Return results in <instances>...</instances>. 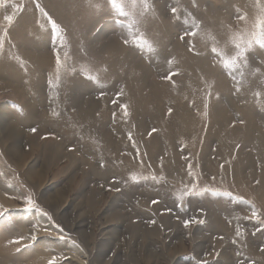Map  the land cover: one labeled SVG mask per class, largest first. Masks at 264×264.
<instances>
[{"label": "rangeland", "instance_id": "374dc122", "mask_svg": "<svg viewBox=\"0 0 264 264\" xmlns=\"http://www.w3.org/2000/svg\"><path fill=\"white\" fill-rule=\"evenodd\" d=\"M117 2L0 0V253L264 264V48L231 73L212 52L250 38L256 0Z\"/></svg>", "mask_w": 264, "mask_h": 264}, {"label": "snow or ice", "instance_id": "6c2138e0", "mask_svg": "<svg viewBox=\"0 0 264 264\" xmlns=\"http://www.w3.org/2000/svg\"><path fill=\"white\" fill-rule=\"evenodd\" d=\"M108 2L111 4L112 8L116 9L117 14L120 16H126L127 13L123 11V3H118L117 0H108ZM132 5L135 6V0H131ZM147 5H145L146 7ZM259 10L261 15L257 18L256 23H255V31H253L251 33V36L249 39L245 40L244 37L242 35H235L232 38V43L234 44L235 48H236V53L235 55L231 56L230 58H225L223 56V54L221 52H219L215 47L212 48V52L221 58L222 63H223V67L225 69H227L229 71V73H231V71H233L236 67L239 66V61L244 60V62L246 63V59H245V54L246 52L252 48L253 44L259 45L260 48H264V4L260 3V0H256V5H255ZM37 7H39V5H37ZM41 12H43V9H40ZM172 12L175 13L176 9L173 8ZM45 15H47V13H44ZM6 20L9 21V23L12 22V17L11 16H6L5 17ZM239 19H245V17L241 16L239 17ZM49 22L52 24L53 29L57 28L58 26L56 25L55 21L51 20V17H49ZM129 27H131V25H129ZM188 35H192L195 36L196 33L195 32H189L187 33ZM183 39V37H181ZM127 43V41H125ZM57 69L59 70L61 61L59 56H57ZM175 75V73H171L170 75H168L167 77H165V79H171L172 76ZM258 95V94H257ZM126 107V106H125ZM169 111H171V109H169ZM125 115H127V112H125ZM33 132L36 131V129H32ZM153 179H155V177H153ZM38 211L40 212V214L42 216H48L47 213L42 212V210L38 209L35 206L34 201H32V199L29 197L26 200V208L25 211L27 212H31V211ZM8 212V209H0V217L4 216L6 213ZM256 213L253 212V216H255ZM48 220L51 221V217H48ZM190 223V221H185V226L187 227L188 224ZM59 227V226H57ZM62 231V229H61ZM31 239L33 241L36 240V235L35 233H33L31 235ZM21 240H23V237L16 239V240H12L9 241V243H20ZM24 247H29L28 245H25ZM21 249L17 248V251L19 252ZM55 262V258H53V261H50V264H54Z\"/></svg>", "mask_w": 264, "mask_h": 264}, {"label": "bare ground", "instance_id": "6f19581e", "mask_svg": "<svg viewBox=\"0 0 264 264\" xmlns=\"http://www.w3.org/2000/svg\"><path fill=\"white\" fill-rule=\"evenodd\" d=\"M253 46H255V47H257L256 46V44H253ZM254 51H259V49L258 48H255V50ZM264 96V95H263ZM222 118H224L223 117V115H221L220 116V119H222ZM159 123V122H158ZM161 124V123H160ZM16 127V126H15ZM164 127V126H163ZM10 130H13V132H15L17 129H15L14 127H11L10 128ZM15 134V133H14ZM158 138H160V137H158ZM153 140L152 141H158V139H154V138H152ZM155 144H157V143H155ZM15 146H17V145H15ZM157 146V145H156ZM12 149V148H11ZM11 149H9V151L8 152H10L11 154V156L13 157V158H15L14 156H16L17 157V159L18 160H21L22 158V156H23V154L20 152V153H12L11 152ZM173 160V159H172ZM176 160H177V158H176ZM170 162V161H169ZM173 163V162H172ZM175 165V164H174ZM176 168V167H175ZM173 169H174V167H173ZM176 170H178V169H176ZM91 205H92V203H91ZM93 206V205H92ZM7 207H10V205L9 206H7ZM14 212H17L16 210H14ZM18 213V212H17ZM19 215V214H18ZM40 222V221H39ZM22 228V227H21ZM51 229H53L54 230V227H52ZM24 229L22 228V229H17V231H18V234L17 235H19L20 234V232H22ZM30 234H29V233ZM27 232V234L31 237V234H33V233H35V235H37V234H39V233H37V232H30V231H28ZM37 237V236H36ZM46 238V237H45ZM11 239V238H10ZM37 239V238H36ZM42 239V245H43V248H45V250H42V251H40V252H38V258L40 259V258H42L43 260H45V262H49L50 263V261H53V258H55V262H57V261H59L60 259H61V256H54L55 255V252L53 253L52 251H51V247H52V245H51V243H49V239L48 238H46V239H44V238H41ZM32 239L31 238H29V241H31ZM44 244H46V245H44ZM11 245V244H10ZM9 246V245H8ZM2 247V246H1ZM10 247V246H9ZM74 248H76V250H78V248L77 247H74ZM40 249V248H39ZM42 249V248H41ZM3 252H4V254H1L0 253V264H21V262L19 261V255H13L12 253L14 252V251H11L10 249H7L6 250V247H5V249L3 250ZM103 255V254H102ZM82 256V255H81ZM84 256V255H83ZM80 257V255L78 254V255H76V256H72L69 260H68V263L67 264H87V262L85 261H83V259L81 258H79ZM43 260L41 261L42 263H43ZM85 260V259H84ZM21 261H22V258H21ZM35 261H37V262H39V260L37 259V260H34L31 264H37V263H35ZM95 262V261H94ZM25 263V262H24ZM23 264V263H22ZM43 264H45V263H43ZM62 264V263H61Z\"/></svg>", "mask_w": 264, "mask_h": 264}]
</instances>
